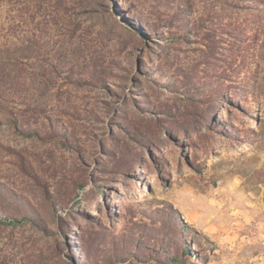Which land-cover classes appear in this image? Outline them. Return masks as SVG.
<instances>
[{
    "label": "rangeland",
    "instance_id": "1",
    "mask_svg": "<svg viewBox=\"0 0 264 264\" xmlns=\"http://www.w3.org/2000/svg\"><path fill=\"white\" fill-rule=\"evenodd\" d=\"M0 264H264V0H0Z\"/></svg>",
    "mask_w": 264,
    "mask_h": 264
}]
</instances>
